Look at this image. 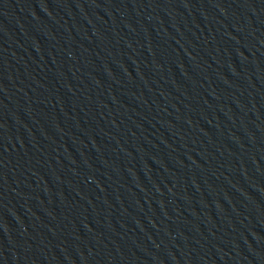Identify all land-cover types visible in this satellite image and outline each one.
Here are the masks:
<instances>
[{"label":"water","instance_id":"95a60500","mask_svg":"<svg viewBox=\"0 0 264 264\" xmlns=\"http://www.w3.org/2000/svg\"><path fill=\"white\" fill-rule=\"evenodd\" d=\"M264 74V0H162Z\"/></svg>","mask_w":264,"mask_h":264}]
</instances>
